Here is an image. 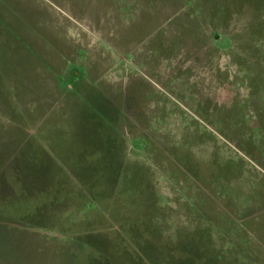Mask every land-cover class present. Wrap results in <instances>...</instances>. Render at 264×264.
Wrapping results in <instances>:
<instances>
[{"label": "rangeland", "instance_id": "1", "mask_svg": "<svg viewBox=\"0 0 264 264\" xmlns=\"http://www.w3.org/2000/svg\"><path fill=\"white\" fill-rule=\"evenodd\" d=\"M0 264H264V0H0Z\"/></svg>", "mask_w": 264, "mask_h": 264}]
</instances>
